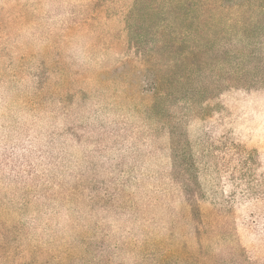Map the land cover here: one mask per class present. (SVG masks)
<instances>
[{"label":"rangeland","instance_id":"rangeland-1","mask_svg":"<svg viewBox=\"0 0 264 264\" xmlns=\"http://www.w3.org/2000/svg\"><path fill=\"white\" fill-rule=\"evenodd\" d=\"M168 70L167 0H0V264H264V80Z\"/></svg>","mask_w":264,"mask_h":264},{"label":"trees","instance_id":"trees-1","mask_svg":"<svg viewBox=\"0 0 264 264\" xmlns=\"http://www.w3.org/2000/svg\"><path fill=\"white\" fill-rule=\"evenodd\" d=\"M167 68V82L193 80L202 93L249 74L262 82L264 0H167Z\"/></svg>","mask_w":264,"mask_h":264},{"label":"clouds","instance_id":"clouds-1","mask_svg":"<svg viewBox=\"0 0 264 264\" xmlns=\"http://www.w3.org/2000/svg\"><path fill=\"white\" fill-rule=\"evenodd\" d=\"M72 57L76 59L78 62H84L86 60V55L82 48L78 45L72 50Z\"/></svg>","mask_w":264,"mask_h":264}]
</instances>
